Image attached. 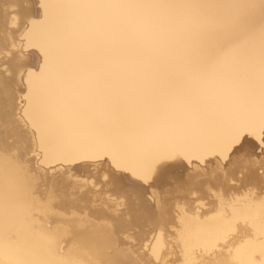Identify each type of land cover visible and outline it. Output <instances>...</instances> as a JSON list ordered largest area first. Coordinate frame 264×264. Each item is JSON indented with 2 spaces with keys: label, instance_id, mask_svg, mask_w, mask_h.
Wrapping results in <instances>:
<instances>
[{
  "label": "bare ground",
  "instance_id": "6f19581e",
  "mask_svg": "<svg viewBox=\"0 0 264 264\" xmlns=\"http://www.w3.org/2000/svg\"><path fill=\"white\" fill-rule=\"evenodd\" d=\"M229 2L0 0V264H57L118 229L160 264L208 251L264 264L262 181L216 163L223 144L264 129V49L220 12L184 7ZM104 163L130 185L125 209L76 180ZM179 169L194 173L160 205L153 187Z\"/></svg>",
  "mask_w": 264,
  "mask_h": 264
},
{
  "label": "snow or ice",
  "instance_id": "6c2138e0",
  "mask_svg": "<svg viewBox=\"0 0 264 264\" xmlns=\"http://www.w3.org/2000/svg\"><path fill=\"white\" fill-rule=\"evenodd\" d=\"M111 6L142 7V5ZM151 7L174 6L152 5ZM184 7L220 12L221 23L229 32L236 37L243 36L250 42H255L258 38L261 48L264 49V0H231L229 3H200ZM257 9L260 13L259 24L256 21ZM185 71L193 74L195 70L187 68ZM249 134L244 132L243 135H237L230 142L223 144L216 154V163L226 171L229 169L239 171L242 176L249 172L254 173L262 181L260 191L264 193V129L261 130L257 142L246 147L245 138ZM203 167L207 170V163H203ZM198 176H200L199 172L196 176L190 177V180L195 181ZM140 180L142 183H148L150 177L143 176ZM122 230H115L102 240L88 239L78 243L68 256L57 264H160L155 252L145 249L142 244L137 247L134 243L121 242ZM202 264H217L212 251L205 253Z\"/></svg>",
  "mask_w": 264,
  "mask_h": 264
},
{
  "label": "rangeland",
  "instance_id": "374dc122",
  "mask_svg": "<svg viewBox=\"0 0 264 264\" xmlns=\"http://www.w3.org/2000/svg\"><path fill=\"white\" fill-rule=\"evenodd\" d=\"M36 6H35L36 8H39V5H36ZM248 138H250V137H248ZM250 139H251L252 143H250V144L245 143L246 147H250L251 144H254L256 142V140H254L252 138H250ZM257 151H259V149H257ZM212 166L209 168V170H207V173H211L210 171H212L213 173L215 171L216 172L221 171L219 168H217V165H214V167H212ZM80 167L81 166L77 167L76 180L81 182V184H83L86 188L94 189L97 191H99V190L102 191V194L105 197H110V199L117 201L121 205L120 208L125 209L124 203L127 200H129V197H130V195H129L130 190H131L130 185L126 184L125 186H119L117 188L116 185L112 184L111 177H113L112 174H114V173H111L112 168H110L108 163L101 164L97 168L91 166L86 171L80 170V169H84V168H80ZM186 167H187V164H186ZM212 169H214V170L216 169V170L214 171ZM179 170H181V171H179ZM179 170H175L173 172L171 171V172L166 173L165 177L162 178V180H160L161 183L158 182L159 185L156 184L157 186L153 187L152 191L156 192V194H158L157 196H160V199H161L160 201H162V202H160V205H161V203L162 204L167 203V202L171 203V202H173L174 199H178V197L181 196V188H180L181 186H179L180 181L183 182L186 179L185 175H187L189 177V175L194 173V171L192 172L191 170L186 171L187 168H186V170L185 169L184 170L179 169ZM190 171L192 172L191 174H190ZM231 171H233V170L230 169V171H228V172H231ZM177 172L178 173L181 172L182 174L181 173L177 174ZM235 172H237V171H235ZM169 174L171 176H169ZM172 175H173V177H172ZM176 176H177V178H176ZM55 177H57V179L61 178V177H59L58 174H56ZM105 177H107V179H105ZM73 179L74 178H70V180H73ZM151 194H152L151 191L149 193H145L144 198L145 199L149 198V199H151L152 203H154V199H153V196L151 197ZM168 196H169V198H168ZM179 201L181 202L183 200H179ZM202 203L207 204V200H204ZM153 208L156 209L157 208L156 205H153ZM128 217L131 219H129ZM126 220H128V221H126ZM132 220H133V217L131 216V214L127 215V219H125L126 223L129 221H132Z\"/></svg>",
  "mask_w": 264,
  "mask_h": 264
}]
</instances>
